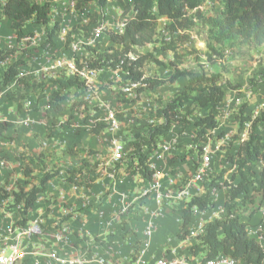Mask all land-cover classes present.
<instances>
[{
  "label": "crops",
  "instance_id": "obj_1",
  "mask_svg": "<svg viewBox=\"0 0 264 264\" xmlns=\"http://www.w3.org/2000/svg\"><path fill=\"white\" fill-rule=\"evenodd\" d=\"M2 15L0 25L2 23L11 25V21L4 14ZM32 26L37 28L33 29ZM40 27L41 24L27 23L23 31L25 34L30 32V39L23 38L19 41L21 45L19 48L28 47V44L36 47L40 43V37L45 33V27ZM33 30L34 34L31 33ZM104 37L103 33L99 39ZM0 38V49L6 48L3 46L5 34L1 29ZM90 39L92 38L89 35L86 40ZM54 41L57 43L59 54L66 56L70 49L65 53L66 44L58 43L56 38ZM83 55H87V51ZM8 60H11L10 65L18 61L13 54ZM38 67L37 63L27 60L16 65L18 71L27 74L30 86L14 89L13 92H16V95L12 96L13 92L8 94L11 95L9 100L6 98L8 95L4 93L5 86L0 82V94H2L0 122L11 121L13 125L10 129L14 128L18 134L13 142L6 139L10 130L0 136V150L8 153L12 164V167L0 171V185L8 183L6 182L8 175H10V182L17 177L13 171L14 169L18 171L20 168L18 165L22 164V160H17L15 155H19L17 151H23L21 143L26 141L29 143V150L27 152L24 150L21 154L25 157V161L29 160L35 165L41 164L40 169L63 170L46 185V190L39 195L40 201L29 214V222L39 220L45 231L42 235H37L30 240L28 250L32 254L25 260V264H33L35 258L39 259L40 264H48V256L53 252L66 258H80L84 260V264H99L97 258L100 257L109 262L130 264L134 248L143 237V230L150 217L144 214L138 205L128 212L127 217L120 212L124 203H130L142 194L147 182L125 164L112 163L107 145L103 141L104 126L99 125L96 129L90 130L86 125V113H83L84 110L79 108V103L77 104L81 89L78 84L71 83L74 76L70 72L60 71L54 79H51V82L54 81L53 83L57 86L56 91L61 90L62 92L59 93L64 96L61 100V109H56L52 99L54 92L45 93V87H40L41 91L34 89L28 97V99H34L37 109L26 111L25 102L28 99L20 100L19 90L28 92L34 88L36 84L34 76L39 77L36 71ZM111 74L112 70L102 72L97 84L101 92V101L110 103L119 112L121 121L119 134L127 142L132 133L147 131L149 115L152 110L161 106V101L153 92L152 96H146L147 90L140 93L139 98L136 99L122 97L120 91L116 90L117 85L110 79ZM62 83L65 85L62 86ZM174 85L171 86L174 87ZM68 90L70 99H66L69 97ZM165 91L160 90V96L166 97ZM233 96L234 92L228 94V97ZM169 99V97L166 98V100ZM74 101L77 102L74 103ZM94 109H86L88 110L86 112L89 113ZM47 115L52 116L48 118ZM27 116H31L33 120L29 126L22 124ZM186 124L176 123L168 136L163 138V142L172 146L171 157L169 162H161L159 165L160 171H171L182 178L192 175L197 158L194 153L188 154L192 147L189 139L194 134V128L190 131L189 127H193L190 126L192 124ZM182 156L186 157L185 160H180ZM31 157H34V161ZM174 157L175 160L172 161ZM80 168H83V172L77 175L75 182L65 180L69 175L68 169L73 171ZM93 176L95 179L89 180V184L81 183ZM195 190V188L192 189L193 193ZM182 205V202H170L164 206L163 215L154 219L156 231L149 251L156 256H162L167 248L180 242L178 230ZM17 216V211L14 208H5L1 199L0 225L3 226ZM62 225L68 226L70 231L64 235L63 239H57L55 234ZM84 231L89 232V237L82 236Z\"/></svg>",
  "mask_w": 264,
  "mask_h": 264
},
{
  "label": "built area",
  "instance_id": "obj_2",
  "mask_svg": "<svg viewBox=\"0 0 264 264\" xmlns=\"http://www.w3.org/2000/svg\"><path fill=\"white\" fill-rule=\"evenodd\" d=\"M2 1L0 2V5L4 6L6 2L4 3ZM32 1L34 3H44L46 0ZM111 2V0H108V4L106 6H102L99 0L82 2L81 4L97 7L98 12H100L105 10ZM81 4L79 3V0H51L50 17H57L58 15H62L67 11L73 13ZM97 8H95V10H97ZM52 22L54 23L55 21ZM126 26L127 20H122L113 26V33L117 35L124 34ZM62 27L64 26L61 25V28L57 30L54 38H57L59 31L62 29L63 31L60 32V38L63 40L62 43L66 44L67 46L70 45V50L77 53L80 49H82V47H80L78 42L75 41L70 44L65 42L69 31L67 28L64 30ZM104 29V25H95L89 33L92 39L86 40L88 37L87 36L84 40V43L93 45L96 44L100 36L103 35ZM29 35L30 34H25L19 39L15 33L16 38L20 41L23 38L30 39ZM55 45L56 43L52 46ZM114 47L121 48V45H116ZM45 54L49 56L48 61L45 64L40 61V55H36L34 57L32 56L31 61L28 59L26 60L38 64L39 67L36 71L39 77L44 78L45 80L54 79V77L63 70H67L74 76L73 80H77V83L75 84H78L79 88L81 89L80 98L78 99V102L74 101V103H79V108L84 110L83 113H86V125L90 130L96 129L99 125L104 126L105 133L103 135V141L105 145H107L108 151L111 155L112 163H122L128 167V162L132 159L131 154L133 153V147L130 145L129 139L126 142V140H124L119 134L121 129L119 112L113 106H111L110 103L101 101V92L97 84V80L101 76L102 72L105 70H112L110 79L113 84L117 85L116 90L120 91L122 97H132L136 99L139 98L140 93L148 89L147 88L141 91V88H146L148 86V83L145 82V79L148 77L143 74L140 80H134L130 78L129 73L124 71L121 67L116 70H113L108 66H103L101 68H89L87 66V60L94 56L92 52L91 55L87 52V55H83L80 61L76 60L75 58L67 59L66 56L59 54L58 50L52 54H50L48 51H45ZM10 55L11 54L5 58H0L1 66L5 67L9 61L8 58ZM127 57L130 60H137V58L131 52L127 54ZM17 62L23 63L24 61L19 59ZM123 63L124 60L121 61V64ZM79 64L82 66L80 67ZM10 66L11 65L9 64L6 68H4V72L0 78L1 83L5 71ZM18 72L19 76L23 75L27 77V74L21 73L20 71ZM17 78L18 76L14 80L8 82L6 85L2 84L5 86L4 93L6 95L12 93L14 89L26 88L25 84L20 83ZM232 92H234V96L228 97L227 94L226 99L218 108V127L222 125L229 133H235L233 135V139L234 136H236L238 141L236 140L234 149L240 143L246 142L251 137V135H254L257 141L259 139L263 148L261 156L252 167L255 177L250 176L248 180H243V176L238 171V164L228 160L232 164L231 171L232 173L235 171L236 177L233 180H230L231 174H229V177L226 179L224 178L223 180L214 181L209 175L215 168L214 159L221 153V150L220 142L212 141L209 136H206L205 140L194 144L195 147L198 148L199 154L195 160L194 172L192 175L186 178H182L180 175L173 174L171 171H160V163H167L170 160L172 148L170 144L160 141L157 147L152 151H148L143 148V154L146 155L147 164L149 168L153 170L152 179L150 181H146L147 186L138 198L131 201L130 203L128 202L123 204L120 212L121 215L127 217L128 212L138 205L139 209L150 217L143 230V237L139 241V244H137L134 248L130 264H246L243 259L233 257L224 253L223 251H221L217 257L203 260L201 254L197 255L191 250L192 246L199 243L201 237L207 233L208 227L211 224L234 217L239 218V220L242 222L247 223L246 231L248 236L254 239L264 252V118H256L258 116L251 117L249 120L244 122L243 129L239 130V120L235 118L234 112H237V106L241 107L243 104H245V101L251 100L250 97L252 93L246 92V94H239L234 90ZM1 95L2 94H0V100ZM34 105L35 102L33 99L26 100V111L32 110ZM89 108L95 109L94 111L87 113L86 111L88 110L86 109ZM255 113L259 114L257 111ZM32 123L33 120L31 116L25 117V119L22 121V124L25 126H29ZM161 123L162 119L149 118L148 120V125H158ZM174 125L175 124H173V126ZM235 127L237 130H235ZM171 130L172 128L170 131ZM228 132H226L225 136L229 135ZM194 135L195 132L192 136ZM1 150L0 171L7 167H12L10 160L6 159L4 152H1ZM135 162V164H137V161ZM22 165H24V179L21 175L22 180H18L20 182H17V179L15 178V181L13 182L0 185V188L4 189L8 194L5 195L0 193V200L2 199L3 206L5 208H14L18 213V216L13 218L10 222L4 223L3 226L0 225V264H25V260L29 257V255L32 254V252L28 250V244L30 240H32L37 235H42L45 231L39 220L29 222V215L26 224L22 225L17 223L21 218L20 212L22 209V203L16 202L15 193L19 192L21 188L28 190L32 184H34L30 183L29 177H26L25 175V168L27 167L28 163L25 164L22 161V164L18 166L21 167ZM128 168H132L139 174V172L136 171V166ZM42 170L41 171L43 174L44 172L53 170L59 171L57 175H60L63 172V170L59 168H51L49 170L44 168ZM77 170L78 169H74L73 171ZM243 172L244 174H248V171L245 167L243 168ZM67 173H69L65 179L67 181L69 177L76 179L77 175L81 174L72 173L70 169L67 170ZM251 179H253V182L249 181ZM15 182H17L16 185L14 184ZM241 182H243L245 185L244 188L237 196L233 197L231 192L239 188ZM25 183L28 186H26ZM193 188L196 189L194 193L192 191ZM39 195L35 205L40 201ZM196 197L205 199L204 207H200L198 205L190 206V202ZM228 199L229 201H227ZM135 201H137V203H134ZM173 201L182 202V209L192 208V217L190 221L184 226L183 213H181L179 221L180 228L178 230L180 242L177 245L167 248L162 256H156L149 251L151 240L156 231L154 219L163 215L164 206ZM11 203H14V206L9 207ZM34 207L30 209L29 214ZM69 231L70 228L68 226L62 225L60 230L56 232L55 236L57 239H63L64 235ZM221 231L222 230L220 229V232ZM89 235L90 234L87 231L82 233L84 238L89 237ZM48 257V264H84V260L80 258H66L57 252L49 254ZM97 261L99 264H120V262L116 261L109 262L103 257L97 258ZM33 264H40L39 259L35 258ZM262 264H264V257Z\"/></svg>",
  "mask_w": 264,
  "mask_h": 264
},
{
  "label": "trees",
  "instance_id": "obj_3",
  "mask_svg": "<svg viewBox=\"0 0 264 264\" xmlns=\"http://www.w3.org/2000/svg\"><path fill=\"white\" fill-rule=\"evenodd\" d=\"M50 1L44 3H34L32 0H6L3 6L4 16L11 21V26L14 29L17 37L20 39L25 34L23 27L28 21L35 20L43 26L50 27L47 29L46 40L54 45V37L59 29L58 22H52L50 18ZM95 0H79V3L90 2ZM102 6L108 4V0H99ZM123 3L126 0H118ZM126 10L134 11V16L131 20H127V26L124 34H111V41L121 45V48L110 46L103 51H96V56L87 60L89 68H101L108 66L113 70L122 68L129 73V77L134 80H140L143 76L141 70L142 59L130 60L127 54L134 46H142L152 41L154 24L160 18H168L172 21V28H175L176 23H181L187 20L189 10H196L203 6L208 0H127ZM212 25V35L216 43L225 44L230 41L240 38L245 43H254L256 45H264V0H225L222 15L219 17L210 18L208 20ZM192 23V22H190ZM93 51V49L91 48ZM13 50H1L0 58H5ZM124 63L121 64V61ZM12 64L2 77V84L6 85L11 80L18 76V81L24 83L26 87L30 86L28 78L20 75L16 69V65ZM80 67L82 66L79 64ZM181 77L187 79V85L184 90L174 94L167 102L160 107L152 110L150 118L162 119V123L158 125H149L147 131L132 133L129 142L133 147L132 159L128 162V167H135L141 177L145 181L152 179L153 170L147 164L146 155L143 154V148L148 151L155 149L160 141L165 138L173 124L182 122L183 125L191 123L195 135L192 140L194 144L206 139L209 131L217 128L218 108L222 105L227 97V86L230 83H220L219 74L209 76L205 73H199L189 69H178L166 80H154L149 77L145 79L151 86H162L167 83L173 84ZM264 77V73H263ZM197 82L205 84L198 88ZM72 84L77 83V80H71ZM65 84L62 83V86ZM144 90L141 88V91ZM59 92L53 93V101H56V109L62 108L61 100L64 98L59 95ZM186 108L185 117L180 116V112ZM190 108V109H189ZM191 112H197L198 117L193 121L188 120V115ZM239 120V130L243 129V124L249 120L251 116H245L238 112L236 114ZM256 118H264V109L262 114ZM13 125L11 121L0 122V136L10 129ZM238 138L234 136L229 149L234 148ZM236 147V146H235ZM261 142L255 139L254 135L244 143H240L235 148V153H227L226 159L238 164V171L243 176V180H248L250 176H254L252 167L262 153ZM182 156L180 160H185ZM175 160V157L172 161ZM137 161V164H135ZM246 168L248 174H244L243 168ZM72 173H82L83 168ZM59 173L58 170L44 172L43 176L36 178L37 182L26 190L21 188L15 193L16 202L22 203L20 212L21 218L17 223L26 224L28 221L29 211L34 207L38 195L46 190V185ZM26 177H34L25 168ZM264 176V173H263ZM83 180L81 183L89 184V180ZM69 182H74L73 177L68 178ZM253 182V179L249 180ZM243 182L239 188L233 190L231 195L237 196L244 188ZM0 193L8 195L7 192L0 188ZM229 197V196H228ZM229 201V199L227 200ZM198 205L205 206V199L196 197L190 202V206ZM230 207V206H229ZM183 225L185 226L191 219L192 208L182 209ZM247 223L242 222L239 218H228L218 221L208 227L207 233L201 237L200 242L192 246L191 250L202 256L203 260L217 257L221 251L236 258H241L246 264H262L264 252L260 245L250 238L246 231ZM220 229L223 232H220ZM180 235L178 234V237Z\"/></svg>",
  "mask_w": 264,
  "mask_h": 264
},
{
  "label": "rangeland",
  "instance_id": "obj_4",
  "mask_svg": "<svg viewBox=\"0 0 264 264\" xmlns=\"http://www.w3.org/2000/svg\"><path fill=\"white\" fill-rule=\"evenodd\" d=\"M1 1L2 0H0V2ZM111 1L112 2L108 5V7L100 12H98L97 7H91L90 5L81 4L73 13L67 11L62 15H58L57 17H50L51 21H55L60 24L59 29L61 28V25H64V27H62L64 30L66 28H69V30L71 29L67 34L65 42H68V44H70L75 41L78 42L80 47H82V49L75 53L72 50L68 51V49L70 48H68V46L66 47L65 45L64 52H69L66 55L67 59L75 58L76 60L80 61L81 57H83V53H85L86 51L90 55L92 52L95 57L96 51H103L107 48H110V46L117 45V43L110 42L111 34H114L113 26H115L122 20H131L134 16V11L126 10V5L129 4L127 0L123 3L118 0ZM2 2L5 3L6 0H3ZM224 3L225 0H208L203 6L199 7L198 9L188 11L186 18L189 21V24L186 20H184L181 23H176L174 26L175 28L171 27L172 21L168 18L158 19L154 24L152 41L142 46H134L130 52L137 58V60L142 59L141 70L143 71V74L146 77H149L151 80H166L178 69H189L199 72L200 74L205 73L209 76L218 73L220 76V83H230L227 86L228 94H230L233 90L237 91L239 94H246V92L252 93L250 97L251 100L245 101V104H243L241 107H236L237 112H234L235 118H237L236 114H238V112L245 116H260L264 109V45L245 43L240 38H236L235 40L225 44L216 43L211 33L213 30L212 25L208 20L210 18L219 17L222 15ZM2 8L3 6L0 5V20L3 19L2 14H4ZM95 8H97V10H95ZM27 23L31 25L40 24L35 20L28 21ZM95 25L105 26V29L103 30L105 37L103 39H98L96 46H94L93 44L84 43V40L87 36H89L91 29ZM41 27L44 26L41 25ZM31 28L34 29L37 27L32 26ZM0 29L3 30V33L5 34V43L3 46H5L6 48L3 49L13 50V52H11L10 54H13L16 60L21 59L26 62V59H28L31 61L32 56L34 57L36 55H40V61L45 64L47 63L49 57L45 54V51H48L50 52V54H52L53 52L58 50L57 43L55 46L48 44L49 42L46 40V31L48 28L46 27L45 33L40 37V43H38L36 47L28 44V47H22V49L19 48L21 47L19 43L20 40L16 38L15 31L11 25H4L2 23L0 25ZM61 31L63 30L61 29L59 31L56 38L58 43H62L63 41L60 38ZM31 33L34 34L35 31L33 30ZM8 34H10V36H8ZM99 42H101V44ZM91 48L93 49V51L91 50ZM10 63L11 60L8 61L5 67L0 65V78L2 76L1 72H4L3 69L6 68ZM63 72L67 73L68 71L63 70ZM34 78V82H36V84L34 85L33 89L30 88L32 89L31 91L27 92V90H19L21 92V95H18L20 100L28 99L29 94H31L30 92H32L34 89L38 92L41 91L42 89H40V87H45V93L50 92L52 94L53 92L61 91H56L57 86L53 83L54 81L51 82L50 79L45 81L44 78L39 79V77L35 76ZM197 83L198 84L196 86H198V88L202 87L205 84L204 82ZM38 84L40 86H38ZM173 84H175L174 87L169 83L158 87L147 84L148 86L143 89L148 88V94L146 95L148 97L152 96L153 93L157 95L162 105L167 102V97L171 98L174 94L184 90L187 85V79L185 77H181ZM160 90H166V97L160 96ZM13 93L14 94L12 96L16 95V92ZM67 93L69 97H67L66 99H70L69 90ZM8 96L6 97L7 100L11 98V95ZM54 103L56 106V101H54ZM32 109H37V105H34ZM186 110V108H183L181 110V117L187 116ZM256 111L259 112V114H256ZM51 116L52 115H47L48 118H50ZM197 117V112H191L188 115L187 119L193 121L194 118ZM189 128L190 131L193 129V127ZM9 130L10 131L6 135V139L10 142H13L15 141V138L18 137V134L14 128H11ZM235 130H237L236 127ZM78 132L79 130L75 133L77 134ZM226 132H228L227 129L221 125L214 131H209L207 134V136H209L212 141L220 142L221 153L215 157V168L209 175L214 181L223 180L224 178L226 179L227 177H229V174H231L230 180H233L236 177L235 171L233 173L231 171V162L226 159L227 153L232 154L235 152L234 148L229 149L231 146L233 135L235 133L232 134L228 132L229 135L225 136ZM192 137L193 136H191L189 139L192 147L188 151V154L191 155L194 153L197 157L199 152L198 148H196L193 143ZM21 147L23 151L25 150L24 152H27V150H29V143L27 141L25 143H21ZM23 151H17L19 152V155H15V158L17 160H22L25 164L28 163V170L32 175H34V177H29V182L36 183V178H40L43 176V170L40 169L41 164L39 165L38 163H36L38 165H35L29 160L25 161V157H22L21 155L24 153ZM1 152H4V156L6 157V159L10 160V157L6 151L1 150ZM33 158L34 157H31L32 160ZM43 164L45 166L47 165L46 163ZM13 172L17 175V177H15L17 178V182H20L18 180H22V176L24 174V165H22L18 169V171L14 169ZM6 178V182L9 183L10 175H8ZM17 182H15L14 184L16 185ZM25 185L28 186L26 183ZM13 204L14 203H11L9 207L14 206Z\"/></svg>",
  "mask_w": 264,
  "mask_h": 264
}]
</instances>
